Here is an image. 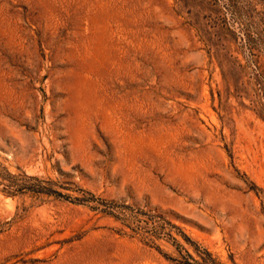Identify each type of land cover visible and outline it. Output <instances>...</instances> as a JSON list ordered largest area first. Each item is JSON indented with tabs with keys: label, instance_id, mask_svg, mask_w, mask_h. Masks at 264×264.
<instances>
[{
	"label": "rangeland",
	"instance_id": "1",
	"mask_svg": "<svg viewBox=\"0 0 264 264\" xmlns=\"http://www.w3.org/2000/svg\"><path fill=\"white\" fill-rule=\"evenodd\" d=\"M0 264H264V0H0Z\"/></svg>",
	"mask_w": 264,
	"mask_h": 264
}]
</instances>
